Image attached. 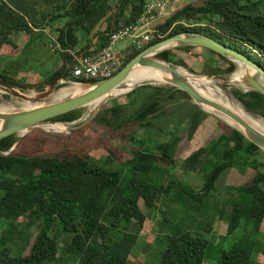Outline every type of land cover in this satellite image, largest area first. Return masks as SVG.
<instances>
[{
  "label": "trees",
  "instance_id": "16d2710c",
  "mask_svg": "<svg viewBox=\"0 0 264 264\" xmlns=\"http://www.w3.org/2000/svg\"><path fill=\"white\" fill-rule=\"evenodd\" d=\"M143 12L144 0H0V59L20 53L14 34L33 36L61 20L65 25L58 41L64 50L80 44L79 34L88 38L83 51L91 36H100L102 49L109 44L113 27L117 31L135 25ZM186 32L207 35L239 50L264 69V0L188 4L156 26L149 45L124 50V66L151 45ZM208 51L228 64L210 67L211 75L235 70L232 61ZM173 52L158 56L186 66L172 59ZM65 71L66 67L35 85L22 84L6 71L0 77L44 91ZM233 94L248 112L264 116L262 94L239 90ZM181 96L191 99L175 87L142 85L126 95V103L115 102L101 110L80 131L66 135L36 130L10 156L0 154V264H132L135 249H148L160 236L151 234L157 211L169 230L159 264H204L217 223L227 227L226 234L218 237L217 264H264V152L219 121V134L208 145H195L196 150L180 161L187 175L202 178V187L191 188L168 174L209 117L199 106L183 104ZM185 111L187 143L182 145V135L170 138L169 129ZM82 112L53 120L73 123ZM17 139L12 135L1 140L0 151L8 152ZM99 150L107 153L104 165L94 161ZM112 163L116 165L109 166ZM232 169L251 173L246 182L221 188L219 180ZM165 202L180 210L176 221L161 209ZM19 241L23 245L14 254L12 247Z\"/></svg>",
  "mask_w": 264,
  "mask_h": 264
},
{
  "label": "water",
  "instance_id": "95a60500",
  "mask_svg": "<svg viewBox=\"0 0 264 264\" xmlns=\"http://www.w3.org/2000/svg\"><path fill=\"white\" fill-rule=\"evenodd\" d=\"M113 31L114 27L110 33ZM180 47H202L232 61L234 64L240 66L244 71V77L241 81L245 83L249 90L260 93L264 96V69L260 64L252 60L245 53L224 45L207 35L197 32L179 33L151 45L126 64V66H124L116 75L108 79L92 81L89 83H70L67 79L71 69V66H69L60 79L49 85L48 89L41 91L38 95H29L24 93L25 88L9 83L0 77V90L11 98L18 99L27 104L25 108H4V110L0 111V141L12 135H17L19 137L15 145L8 152L0 151V154L3 156H10L16 149L18 143L33 131H49L44 128L46 125L68 124L57 122L53 119L66 113L100 103L101 105L95 108L94 113L89 116L84 123L76 127H69L66 125L67 129L61 133L72 134L81 130L96 118L103 104L111 99L113 94H116L119 90L126 88L125 84H127L130 76L138 69H157L169 74L170 78L165 82L167 85L186 92L194 103L203 111L215 115L220 114L226 116L240 125L244 130L234 125H230L225 121V123L240 131L251 143L259 147L264 152L263 133L247 124L224 105L201 95L199 91L195 89L191 80L187 76L181 75L179 73V69L173 67L171 62H168L158 56L162 52ZM194 76L202 77L198 75ZM204 78L212 79L214 81H222V77L220 76ZM222 82L224 84L227 83L224 81ZM63 83L69 84L70 86L59 87V85ZM144 83L150 82L138 83L128 91L121 92L116 95L130 93L136 87L144 85ZM72 85L83 86V88L73 94L55 98V100L50 101V98L55 96L57 92L65 88H69ZM219 86L223 91L228 93L225 85ZM228 95L231 96L229 93ZM207 108L212 110V112H210Z\"/></svg>",
  "mask_w": 264,
  "mask_h": 264
},
{
  "label": "rangeland",
  "instance_id": "374dc122",
  "mask_svg": "<svg viewBox=\"0 0 264 264\" xmlns=\"http://www.w3.org/2000/svg\"><path fill=\"white\" fill-rule=\"evenodd\" d=\"M204 1L205 0H167V7H166L165 13L163 14V16L158 21H156L152 25L151 30L154 33L157 25L164 23L165 20L167 18H169L173 13H175L177 10L185 7L186 5L193 4L195 6H200V5L204 4ZM128 47H131V41L129 39H125V40L119 42L117 45H115L114 50L116 52H121V51L123 52ZM171 51H174L172 54V57H173L172 59H175V61L176 60H182L186 64V66H182L179 64L177 65V64L171 63L173 67L181 69L183 71H186L187 73L191 74L192 76L198 75V76H202V77H215V76L222 77V81L227 82L226 84L222 83V81H220V80H215V81L218 82L219 85H225L227 92L232 97L234 96L233 98L236 101V103L238 105H240L254 119L261 121L264 124V116L256 115L254 113L248 112L246 110L245 106L233 94L234 90H239L243 93L252 92L251 90H249V88L242 81H240V82L238 81L236 83H229L232 80L233 74H236L237 71L241 70L240 66L235 64V70L232 73L227 74V75H211L209 73L210 67L220 66L222 68H227L228 64L224 61H220L219 58H217L215 55L209 53V51L207 49L202 48V47H198L196 49L189 50V51L188 50H180L179 51V50H175V49H173ZM23 54L24 55H22V58L20 60L19 59H9V61L7 62V63H9V65H7V67L5 69H3V71L8 72V74H9L8 76L10 78L15 79L22 84L27 83L30 85H35L32 82L28 83V81L26 79L19 76L20 73H18L17 67H19L21 65V63L23 62V60L27 56L26 50L24 51ZM47 69H48V67H40V68L36 69L35 73H37L38 76H41L42 73L44 74ZM68 85L69 84L63 83V84H60L59 87H66ZM144 85H152V86H157V87H172L170 85L163 84V83L162 84L144 83ZM45 87H46L45 89H48L49 86H45ZM219 89L221 91L220 95L224 99H226L228 97V95H227L228 93L223 91L220 86H219ZM40 92L41 91H39L38 89H35V88L24 89V93L29 94V95H36V94L38 95ZM127 94H121V95H116V94L114 95L113 94L111 99H109L108 101H106L103 104V106L99 110V113L103 109H109L110 107L114 106L115 102H119L120 104L126 103L128 101L126 99ZM55 98H57V97H55V96L51 97L50 101L55 100ZM179 98H181V100L183 102H185L183 104H188V106L191 103L195 104L192 99L189 100L186 97H182V96ZM26 106H27V104L24 103L23 101H20V100L15 99V98H11L10 96L6 95L3 91L0 90V108L5 107L7 109H17L19 107L18 109H21V108H25ZM95 108H96V105H92L90 107L88 106L86 108H83L81 119H79L78 121L73 122V123H68L66 125H68L69 127L80 126L82 123H84L88 119L89 116H91L94 113ZM208 114H209V117L203 123V125L200 129V132L196 136V139L190 143V147L188 150H185L184 152H182V154L180 156L181 159L178 160L176 167H174V169H173V167H171L169 169V172H168V174L174 175L177 179L184 182L187 186H190L191 188H195V189H200L202 187V185H203L202 178L199 176L187 175L186 172L181 168V166H180L181 162L180 161H182V159L186 158L188 155L191 154L192 149H193L192 146L208 145L210 143V141H212V139H214L216 137V135L219 134V131H220L219 121H222L225 123V120H223L218 115L211 114V113H208ZM187 115L188 114L185 111V114L183 116L181 115L182 118L180 117L178 122L175 121L173 124V127L170 129V131L172 130V132L170 133V138H171V136L173 137V136H181L182 135V137H183L182 139H184L183 144L181 143L182 145H186V143H187V141H186L187 140V138H186L187 134H186V130H184L187 126ZM260 119H262V120H260ZM89 124H87L82 129L86 128ZM225 124H227V123H225ZM47 130H49V131H45V132L53 133V134H66V133H61L58 131H52L50 129H47ZM39 131H43V130H39ZM66 135H70V134H66ZM140 135L145 136V132L141 131ZM18 139H19V137H18ZM163 139L164 138L161 137L159 139V141L160 142L164 141ZM130 145L132 147L136 146V144H130ZM262 157L264 158V156H262ZM93 158H94V161L99 165H104L105 163H107L106 162L107 161V153L104 150L97 151L93 155ZM263 161H264V159H263ZM114 164L113 163L109 164V166H114ZM250 173L251 172L248 171V174H250ZM248 174L242 175V172H239L236 169H234L231 172H228L227 174H225V176L221 177V179L219 180V182H220L219 186L222 188L228 184L237 185L239 183L246 182ZM0 195H2L1 190H0ZM166 204H167V202H165L161 206V209L168 213L167 216L170 218V220L176 221L179 217L180 210L174 206L168 207V205H166ZM141 207L144 209L145 212L148 211L147 209H145L142 202H141ZM154 215H155V217H154L155 226L151 230V234L155 235V233H158L160 236L157 239L156 243L154 245H152L151 247H149L148 249L143 250V251L140 248L135 249V251L133 252L135 258L132 259V261H131L132 264H159L161 251H162V248L164 246V237L166 234H168L169 230L163 226V223H162L163 218H162L161 213L159 211H157L154 213ZM226 230H227V227H226V224H224V223H217L215 225V236H214L215 239L213 240V244L209 248L207 259L205 260L204 264H217V262L219 260V255H220V248L218 245V237L225 235ZM33 232H35V228L33 229L32 233ZM146 238H147V235L142 236L141 243L145 242ZM263 238H264V235H263ZM17 243H18L17 246H15L14 248L12 247L13 253L16 252L17 249H20V247L23 245L22 242H20V241ZM14 254H17V253H14Z\"/></svg>",
  "mask_w": 264,
  "mask_h": 264
},
{
  "label": "built area",
  "instance_id": "2783aa9c",
  "mask_svg": "<svg viewBox=\"0 0 264 264\" xmlns=\"http://www.w3.org/2000/svg\"><path fill=\"white\" fill-rule=\"evenodd\" d=\"M166 0H144V12L135 25L120 28L109 34V44L87 55L74 56L68 75L70 83L79 80L99 81L116 75L124 67L123 52H116L114 46L129 39L131 46L143 49L152 41V25L166 11Z\"/></svg>",
  "mask_w": 264,
  "mask_h": 264
},
{
  "label": "crops",
  "instance_id": "0c3cea01",
  "mask_svg": "<svg viewBox=\"0 0 264 264\" xmlns=\"http://www.w3.org/2000/svg\"><path fill=\"white\" fill-rule=\"evenodd\" d=\"M126 16L128 17V15ZM64 25L65 21L61 20L53 23L50 27L45 30H41L39 32L36 31L33 36H28L25 33H17L12 36V39L18 45L21 53H19L18 56L13 59L20 60L22 58V55H24V51L26 50L27 56L24 60L22 59L23 64L21 63V65L17 67V69L18 73H20L19 76L26 79L28 83H41L46 77L51 76L62 68L66 67L67 69L71 65L74 56L83 55L85 53L91 54L101 49V45L99 44L100 36H97L95 38L91 36L89 38L90 42H88L90 46L83 51L82 49L86 46L88 38H81V35L79 34V37L81 39L80 44L74 50H64L60 46L58 41L59 30L62 29ZM101 25L102 24H100L97 29ZM67 54L71 55V60L69 59ZM8 61V58L0 59V74L3 73V69H5L7 65H9V63H7ZM40 67H48V69L45 71L44 74L42 73L41 76H38L35 71ZM171 132L172 130L170 131L169 129V135ZM175 137L177 136H171V138ZM192 148V152H194L196 150L195 146H192ZM232 170H230L229 172H231Z\"/></svg>",
  "mask_w": 264,
  "mask_h": 264
},
{
  "label": "bare ground",
  "instance_id": "6f19581e",
  "mask_svg": "<svg viewBox=\"0 0 264 264\" xmlns=\"http://www.w3.org/2000/svg\"><path fill=\"white\" fill-rule=\"evenodd\" d=\"M240 69L241 70L237 71L236 74H233V77H232V80L230 81V83H236V82H238V81L240 82L242 80V78L244 77V71L242 70V68H240ZM179 73L181 75L187 76L191 80L195 89H197V91H199V93L201 95H203L204 97H206L208 99H211L213 101H216V102L224 105L225 107L230 109L233 113H235L238 117H240L243 121H245L247 124H249L250 126L255 128L256 130H258L264 134V124L261 121L254 119L240 105H238L233 98L234 96L231 97L227 94L228 97L226 99H224L220 95L221 91L219 89V83L218 82H216L212 79L204 78V77L192 76L189 73H187L186 71H183L181 69H179ZM169 78H170L169 74H166V73H164L160 70H157V69H138L137 71H135L130 76L129 80L127 81V84H125L126 88H124L123 90L122 89L119 90L116 94H119L121 92H126L129 89L133 88L136 84L142 83V82L166 84L165 82ZM82 88H83V86L72 85L69 88H65V89L57 92L55 94V97L60 98V97H63V96L69 95V94H73L75 92H78ZM100 105H101L100 103H96V107H99ZM4 108L5 107H1L0 111L4 110ZM207 109L210 112H212V110H210L209 108H207ZM218 116H220L223 120H225L230 125H234L236 127H239L240 129L244 130L240 125H238L237 123H235L234 121H232L228 117L220 115V114ZM260 120H262V119H260ZM44 127L46 129H50L52 131H58V132L65 131L67 129V126L63 125V124H49V125H46Z\"/></svg>",
  "mask_w": 264,
  "mask_h": 264
}]
</instances>
